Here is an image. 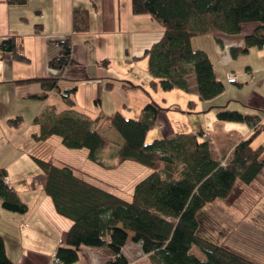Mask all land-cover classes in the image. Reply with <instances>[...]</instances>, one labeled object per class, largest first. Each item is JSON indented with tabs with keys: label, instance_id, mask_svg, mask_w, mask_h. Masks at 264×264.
<instances>
[{
	"label": "trees",
	"instance_id": "16d2710c",
	"mask_svg": "<svg viewBox=\"0 0 264 264\" xmlns=\"http://www.w3.org/2000/svg\"><path fill=\"white\" fill-rule=\"evenodd\" d=\"M5 1L23 4L25 0ZM131 6L134 13H148L164 27L160 39L145 50L153 85L158 83L163 91L176 87L190 91L189 74L196 79L200 99L208 100L226 89L207 51L191 46L196 33L237 36L247 22H259L253 31L244 33L243 46H232L229 51L238 56L250 46L264 45V0H131ZM72 21L74 31H87L88 12L75 10ZM215 40L222 43L220 35ZM58 43L59 54L48 61L49 67L57 70L72 62L68 38ZM21 46L15 35L0 39L1 50L26 61ZM41 80L45 88L35 96L44 99L48 88L58 85L54 77ZM60 92L67 107L59 111L54 104L44 106L36 116L41 129L37 139L56 134L66 147L87 148V157L104 168H116L133 159L149 166V172L135 182L131 198L126 199L84 180L70 165L33 156L43 171V189L55 210L71 220L64 241L56 247V264L77 261L82 246L106 247L112 255L107 264H129L122 252L127 240L140 243L153 264H261L198 233V213L203 207L230 195L237 179L252 183L264 168V146H252L255 135L264 131V120L258 114L216 105L218 120L245 122L253 129L220 156L213 152L208 133L202 135L205 129L172 132L146 141L163 109L157 102L145 103L135 118L120 111L113 116L101 111L90 116L75 108L74 87ZM107 123L122 136L121 143L102 134ZM7 174L1 167V205L23 214L28 204L7 182ZM194 246L201 249L204 259L191 252ZM5 248L0 234V264H13Z\"/></svg>",
	"mask_w": 264,
	"mask_h": 264
},
{
	"label": "crops",
	"instance_id": "0c3cea01",
	"mask_svg": "<svg viewBox=\"0 0 264 264\" xmlns=\"http://www.w3.org/2000/svg\"><path fill=\"white\" fill-rule=\"evenodd\" d=\"M81 9L88 12V29L77 32L72 27V13ZM132 9L131 0H25L23 4L0 0V39L17 36L24 55H27L24 61L14 58L10 51L0 49V154L4 153L9 158L7 161L0 160V168H6L7 182L17 189L21 199L28 204L27 211L21 214L3 208L0 200V234L4 237L5 251L13 264H56V247L64 241L71 224L69 218L55 210L50 196L44 191L43 171L35 167L34 154L30 152L33 146L51 141L54 135L40 140L35 137L41 130L36 116L46 104H54L59 111L67 107L60 90L74 87L75 108L90 116L100 111L113 116L120 111L125 116L135 118L145 103L157 102L163 109L158 114L157 124L148 130L147 139L197 128L188 112L186 117L191 128L178 130L170 112L195 105L194 98L198 99L199 96L194 75L187 76L191 89L187 92L177 87L163 91L158 83L153 85L145 50L160 39L164 27L148 13H134ZM244 33L248 31L237 36L220 32L222 43L216 41L209 46L201 42L198 33L192 35L190 41L194 49L207 51L214 67L215 58L212 55L216 56V62L227 66L228 61L236 57L230 54L229 48L243 46ZM65 37L70 42L72 62L58 70L52 69L48 61L57 57L60 51L58 41ZM253 48L260 64L245 68L251 79L257 71L264 75V46ZM231 71L222 67L219 73L228 84L238 83L239 77L234 82H228ZM256 76V83L251 85L250 93L244 95L241 103L250 112H264V91L258 87L264 76ZM43 77H54L58 86L48 88L47 97L41 99L35 95L45 88L41 80ZM229 88L228 93L233 87ZM219 96L210 100H216ZM229 102L226 104L229 105ZM212 106L209 105V108ZM254 113L259 115L257 111ZM260 118L264 120V114ZM245 125L244 122L232 123L223 129L224 134L234 133L235 142H238L253 130ZM104 128L108 129L110 139L122 142V138L113 135L108 123L102 128L103 135ZM208 137H211L210 131ZM223 142H216L212 146L215 155L227 153L235 143L224 148ZM235 188L255 190L257 196L264 193V168L252 183L235 181L225 200L234 195ZM251 200L252 204L248 205L247 210L258 204L254 203V197ZM127 241L122 252L129 264H153L148 254L142 251L140 243ZM79 254L72 264H107L110 255L106 247L92 246H82Z\"/></svg>",
	"mask_w": 264,
	"mask_h": 264
},
{
	"label": "rangeland",
	"instance_id": "374dc122",
	"mask_svg": "<svg viewBox=\"0 0 264 264\" xmlns=\"http://www.w3.org/2000/svg\"><path fill=\"white\" fill-rule=\"evenodd\" d=\"M260 24L259 22H247L243 25V32L253 31L256 26ZM216 35L222 36L220 32H217L215 35L212 31H205V33H198V37L203 41L205 46H209L211 43H216ZM213 41V42H211ZM218 43V42H217ZM250 49V50H249ZM253 46H250L247 51L239 52L238 56L233 57L228 61L227 66L223 63L216 62V56H214V62L216 69V75L223 77L220 72V68H225L232 70L237 79L238 83L228 84L225 81V88L216 100L210 99H195V105L191 104L188 108L178 109L177 111H170L173 116L172 120L175 122V125L178 130H188L191 128L190 121L186 116L188 112L190 115L191 121L194 122L197 130L200 128L208 129L211 133V145L214 146L216 142H222L224 148L231 147L232 142H235L234 133L228 132L224 134V130L227 127L231 126L232 123L239 124L238 121H229V120H218L216 117V111H218L216 105H223L230 101L229 105L226 104L228 109H239L241 112H250L248 111L244 104L241 103V99L244 98V95L250 93L252 89V84L256 83V75H262V72L254 73V78L251 79L250 74L246 72V67L249 65H259L260 60L257 59V55L254 53ZM213 54V53H212ZM148 60V55H147ZM149 61V60H148ZM246 73V74H245ZM232 86L233 89L229 91V87ZM260 90L264 91V79L260 86ZM184 93V92H183ZM174 96V94H172ZM232 98V99H231ZM36 99V98H33ZM178 100H181L177 97ZM231 99V100H230ZM40 100V99H38ZM210 100V101H209ZM179 102V101H178ZM209 105H213L209 108ZM204 109H209V111H202ZM260 116L264 114L262 111H251L250 113L256 112ZM127 117H132L128 116ZM188 120V121H187ZM200 122H204L201 124ZM224 123V124H223ZM245 123V122H244ZM247 127H250L246 123ZM251 129V127H250ZM113 135L121 139V135L111 128ZM260 133V132H259ZM257 133L253 138L252 146L262 144L264 146V131L259 134ZM104 134L108 136V129L104 128ZM156 136H150L146 141H150ZM113 138V136H111ZM157 138V137H156ZM114 139V138H113ZM200 139H203L200 136ZM61 138L58 135L54 134L51 137V141L40 142L32 147L30 151L34 156L45 159L53 160L56 164H67L75 169V173L78 176H82L83 179H87L90 182H93L95 185H99L104 189L130 199L132 196L133 186L135 182L137 183L139 179L144 178L145 175H148L149 166L146 164L136 162L133 159L124 160L117 168H107L103 165L93 162L90 158L87 157V148H70L66 147L60 142ZM48 143V144H45ZM3 159L7 161L9 158L3 154H0V160ZM107 160H111L109 157ZM35 167H38L36 162L34 163ZM240 180L237 179L236 183ZM255 191V190H254ZM251 191L250 189H238L235 188L233 191L234 195H231L227 200L226 198H216L213 202L209 203L198 213L199 219V229L198 233L204 238H208L214 243H219L223 245H228L230 249L234 250L236 253H240L247 258H251L257 263L264 264V193H260L258 196L257 192ZM254 192V193H253ZM254 197V203L256 206L252 209H248V205L251 203V198ZM226 247V246H225ZM193 254L197 255L200 258L204 259V255L200 248L194 246L191 248Z\"/></svg>",
	"mask_w": 264,
	"mask_h": 264
},
{
	"label": "built area",
	"instance_id": "2783aa9c",
	"mask_svg": "<svg viewBox=\"0 0 264 264\" xmlns=\"http://www.w3.org/2000/svg\"><path fill=\"white\" fill-rule=\"evenodd\" d=\"M263 46H264V45H263ZM236 78H237V77H236V74H235L234 72L231 71V72L228 73V79H227L228 82H234V81H236ZM207 133H208L207 131H204V130H203L202 135H203V136H207ZM111 256H112V255L108 256V258L111 257ZM55 262L57 263V262H58V259L55 260Z\"/></svg>",
	"mask_w": 264,
	"mask_h": 264
}]
</instances>
